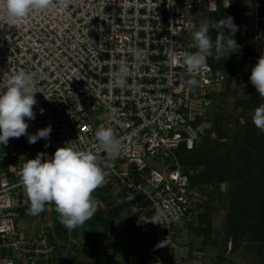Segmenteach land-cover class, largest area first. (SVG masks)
I'll use <instances>...</instances> for the list:
<instances>
[{
  "label": "built area",
  "instance_id": "obj_1",
  "mask_svg": "<svg viewBox=\"0 0 264 264\" xmlns=\"http://www.w3.org/2000/svg\"><path fill=\"white\" fill-rule=\"evenodd\" d=\"M234 5L246 11L251 24L240 46L259 58L264 55L263 0H72L64 12H33L14 23L0 11V87L16 71L35 72L41 92L35 94V119L25 118L27 133L52 128L49 140L34 144L54 154L65 143L76 142L103 160L94 131L100 125L113 127L123 152L114 162L106 161V180L133 197L137 226L162 231L163 253L178 250L176 228L190 219L199 201L198 188L190 186L177 151L193 149L199 133L193 122L206 116L214 103L210 95L220 92L225 82L223 72L210 64L212 56L198 71L187 73L171 53L195 51L189 45L198 27L187 13L215 14ZM183 33L191 39L186 45ZM133 49L143 51L139 60ZM120 62L132 72L124 89L110 85V74ZM190 78L198 81L196 87L183 83ZM98 108L105 117L93 120ZM9 142L32 145L26 136ZM150 158L168 160L171 169L143 176ZM18 159V150L0 145V264H54L60 247L56 242L46 234L28 239L17 230L24 202ZM156 215L159 224L149 222Z\"/></svg>",
  "mask_w": 264,
  "mask_h": 264
},
{
  "label": "rangeland",
  "instance_id": "obj_2",
  "mask_svg": "<svg viewBox=\"0 0 264 264\" xmlns=\"http://www.w3.org/2000/svg\"><path fill=\"white\" fill-rule=\"evenodd\" d=\"M262 13L264 14V5ZM243 15L241 11L221 9L215 14H207L200 11L187 13L189 21L197 27H199L198 21L202 22L207 19L211 23H215L219 19L229 16L233 17L234 24L239 28L237 31L238 40L246 33L245 29L251 26L250 21L247 23L241 22ZM210 34L215 39L218 33L212 30ZM224 34L228 35L229 30L224 29ZM181 39L184 40L185 45L191 42L189 35L185 33L181 35ZM256 62L257 59L249 57L243 61L242 55L238 54V52L230 54L217 62V66L224 71L225 77L230 76V89L224 100L214 99L213 106L204 117V123L210 122L212 127L198 133L197 160L191 163L189 172L192 175H197L196 177L200 175L201 179L208 178V181L201 180L198 182L199 201L194 206L190 221L181 223L183 228H180L178 233L182 232L184 236L178 237L182 238V244H185L186 240H191L193 247L196 249H199L202 245H209L212 248L209 249L205 257H201L202 264H264V243H257L250 239L255 228V220L254 222L251 220V214L253 215L254 211L242 218L245 220L240 222L233 221L230 208L231 204H233L232 200L235 197L238 198L237 189L241 181L234 172L225 176L224 170L226 168L222 165L228 149L234 145L231 140L239 137L240 141V132L244 138L247 135V139L242 143L238 142L237 147H246L245 150L247 152L244 153V160L251 167L248 168L246 173L247 179L252 184L249 186V193L255 192L258 177L254 171L257 164L260 163L257 151H264V126H262L264 125V117L260 114L261 110H264V98L256 93L254 86L251 85L248 79L251 68ZM97 116H99V119L105 117V112L102 108H98L92 113L93 120ZM237 131H240L239 134ZM7 145L19 151L18 165L15 168L20 171L25 159H34L38 153L52 155L42 151L41 147L36 144L25 148L8 141ZM119 162L124 161L119 160ZM145 163L146 169L142 173L143 176L152 170L161 172L164 169H171L170 162L162 158H150L145 160ZM234 166L231 158L229 168L233 170ZM250 172L252 175L249 174ZM220 174L224 175L225 179L223 182L217 181V177L221 176ZM114 190L119 191L114 193ZM106 193L108 195L111 193V196H104ZM93 196L102 203L104 210L110 213V215L106 216L107 219L126 217L125 213L119 209H121V205L127 203L129 198L125 195V191H121L110 180L107 179L103 187L96 189ZM115 196L116 199H113ZM131 200H133V197H131ZM28 207V200L25 196L20 218L17 222V230L26 238L31 236L32 238H37L41 234H46L54 243L57 240L56 245L60 247L56 250L54 264H63L59 263L60 260L61 262L65 260L64 264H74L68 258L69 251L72 250L71 247L74 244L71 241L69 242L70 246L64 245V242L58 244V240L68 237L69 231L73 239L76 238V229L68 230L59 223L58 213L54 205H47L45 211L36 216L28 214ZM157 231H160V229L155 230V232ZM230 241H232V246L229 249L228 243ZM68 247L70 248L68 249ZM64 249H66L67 253H64ZM61 250L64 251L62 252ZM66 254H68V257ZM76 263L80 264L81 262Z\"/></svg>",
  "mask_w": 264,
  "mask_h": 264
},
{
  "label": "clouds",
  "instance_id": "obj_3",
  "mask_svg": "<svg viewBox=\"0 0 264 264\" xmlns=\"http://www.w3.org/2000/svg\"><path fill=\"white\" fill-rule=\"evenodd\" d=\"M71 3L72 0H0V11L4 12L9 23H14L33 12H64ZM224 29L229 30L228 35L224 34ZM212 30L218 33L215 39L210 34ZM238 30L233 17L219 19L215 23L206 19L192 33L189 48L195 51L172 52L171 56L174 60L179 59L187 73H193L206 64L209 56L220 60L238 52L241 46L234 38ZM132 54L139 60L144 53L142 50L133 49ZM110 75L111 87H129L128 80L132 72L127 63L120 62ZM248 79L256 93L264 98V55L252 66ZM183 83L189 88L198 85L195 78L187 79ZM37 84L38 77L35 72L21 69L13 73L0 87V145L7 146L9 138L21 136H26L29 144L40 139L49 140L51 125L35 134L27 133L29 125L25 118L29 121L35 119V94L41 92ZM168 102H172L171 96L168 97ZM43 112L44 109H39V114L43 115ZM260 114L264 117V110ZM211 127L210 122L204 123L197 130L203 131ZM89 129L91 130L90 125ZM195 135L194 132L193 136ZM94 136L102 148L103 160L94 151L76 147V142L65 143L51 156L38 153L34 159H25L20 171V183L28 200V214L39 215L45 211L47 205H54L59 223L68 230H75L92 220L98 208L93 193L106 182V161L114 162L123 152V144L113 127L100 125L95 129ZM159 220L160 216L156 215L149 222L159 224Z\"/></svg>",
  "mask_w": 264,
  "mask_h": 264
},
{
  "label": "crops",
  "instance_id": "obj_4",
  "mask_svg": "<svg viewBox=\"0 0 264 264\" xmlns=\"http://www.w3.org/2000/svg\"><path fill=\"white\" fill-rule=\"evenodd\" d=\"M240 11L244 14L241 18V22L247 23L250 21L245 11L241 9ZM245 30L247 31V28ZM118 191L119 190H114L113 192L115 193ZM125 195L131 199L126 192ZM25 196L24 192V198ZM104 196H111V193L109 195L106 193ZM113 199H116V196L113 197ZM97 202L98 208L96 212L103 211L104 206L100 201L97 200ZM132 208L133 204L130 205V212L126 217L106 219L102 225L97 226L96 233L92 240L93 243H96L97 247L87 246L83 243L81 227L76 229V238L73 239L69 231L67 234L68 237L63 240H58V244L64 242V245L70 246L69 242L71 241L74 246L72 245V250H70L69 255L66 254V256L68 255L69 257H67L69 260H72V262L81 263H100L108 260L115 264H172L176 259H183L185 260V264H202L200 260L201 257H205L209 249H212L209 245H202L199 249H196L193 247L192 241L188 240V243L186 239V243L182 244L181 237L184 236V233H178V230L183 228V225H179L176 228V242L178 241L179 246L178 250L176 252L163 253L160 250L162 232H155V230L146 231L137 226L132 218ZM190 219L187 222H189ZM178 236L181 237L179 238ZM27 238L31 239L32 236ZM69 248L70 247H68V249ZM64 250V253H67L66 249ZM158 257L161 258L159 262L156 260Z\"/></svg>",
  "mask_w": 264,
  "mask_h": 264
},
{
  "label": "trees",
  "instance_id": "obj_5",
  "mask_svg": "<svg viewBox=\"0 0 264 264\" xmlns=\"http://www.w3.org/2000/svg\"><path fill=\"white\" fill-rule=\"evenodd\" d=\"M264 2V0H263ZM230 10L232 11H240V9H238L236 7V5H234ZM237 41V43L240 45L239 40L236 38L235 39ZM238 54L242 55V60L245 61V59L247 57L251 58V59H258V57L255 55V52L252 49H243L240 48V50L238 51ZM219 60H216L214 58V56H212L211 60H210V64L212 65V67L214 69H218L220 71H222L224 73V71L219 68L218 62ZM230 89V76L229 77H225V82H224V86L223 89L217 93L214 94L212 93L210 95V97L214 98V99H222L224 100V98H226L227 93L229 92ZM215 101V100H214ZM218 105V104H216ZM204 120L205 118H197L194 122L193 125L195 127H198L199 125L204 124ZM240 131H237V133L239 134ZM239 136L241 137V140L239 141V137L238 138H234L231 140L232 143H234L233 146H230V148L227 151V154L225 156V160L223 161L222 165L224 166V168H226L225 171V176L229 175V173L234 172V174L237 176V178L241 181L240 186L238 187V198L235 197L232 200L231 204V215L233 217V221H237L240 222L241 220H245L242 218H245V216H248L251 214V211H254V214H251V220L254 222L255 220V228L253 230L252 233V237H250V239L254 242L257 243H264V151H257V154L259 155V160L260 163L257 164V166L255 167V171L258 177V183H256L257 189L255 190V192H250L249 193V186H251L252 184L250 183V181L247 179V171L248 168L250 167V165H248V162H246L244 160V153L247 152L246 147L242 146V147H237L238 142L242 143L245 139H247V135H245L242 137L241 136V132L239 134ZM199 139V138H198ZM197 143L198 140L196 141V143L193 146V149L191 151H187L185 148H180L177 151V156L179 159V162L182 166L183 172L186 173L188 175V179H189V184L191 187L193 188H198L199 184L198 182L201 180H205L208 181L207 179H201V176L199 175L198 177H196L197 175H192L189 172V168H191V163H193L194 161L197 160ZM23 147L27 148L26 145H22ZM231 158H232V163H234V169L231 170L229 168L230 163H231ZM5 165H2L1 168H5ZM229 168V169H227ZM251 168V167H250ZM250 175L251 172L249 173ZM221 176L217 177V181L218 182H223L224 181V175L220 174ZM235 176V177H236ZM204 178V177H203ZM247 193H249L247 195ZM247 195V197H246ZM133 204V201L131 199L127 200V203L124 205H121V209L125 215L127 216L130 212V205ZM21 211V210H20ZM110 215L109 212H107L106 210H103L101 212H96L95 215L93 216L92 220L89 222H86L83 226H81V231H82V235H83V243L87 246H91V247H97L96 243H93V237L96 233V228L99 225H102L105 220L107 219L106 216ZM132 218L134 219V216H132ZM255 218V219H254ZM247 221V219H246ZM249 225V224H247ZM253 225V224H252ZM50 238V237H49ZM59 259H61L59 257ZM63 260V259H62ZM66 261L63 260V262H61V260L59 261V263H65ZM74 264H79L76 262H73ZM80 264H115L112 263L111 261H104V262H92V263H80Z\"/></svg>",
  "mask_w": 264,
  "mask_h": 264
},
{
  "label": "water",
  "instance_id": "obj_6",
  "mask_svg": "<svg viewBox=\"0 0 264 264\" xmlns=\"http://www.w3.org/2000/svg\"><path fill=\"white\" fill-rule=\"evenodd\" d=\"M237 36H238V35H237V32H236V34H235V37H234V38L236 39V38H237Z\"/></svg>",
  "mask_w": 264,
  "mask_h": 264
}]
</instances>
